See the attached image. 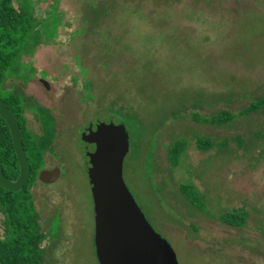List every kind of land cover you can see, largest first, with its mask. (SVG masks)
I'll list each match as a JSON object with an SVG mask.
<instances>
[{
	"label": "rangeland",
	"instance_id": "1",
	"mask_svg": "<svg viewBox=\"0 0 264 264\" xmlns=\"http://www.w3.org/2000/svg\"><path fill=\"white\" fill-rule=\"evenodd\" d=\"M18 1L40 20L43 38L24 58L37 70L26 92L49 109L57 132L41 171H61L32 188L44 264H99L82 141L98 119L126 124L125 182L178 264H264V106L224 125L195 119L264 100V0ZM26 116L41 135L47 115ZM199 137L213 147L199 150ZM178 141L187 149L172 164ZM183 185L195 188L203 211ZM228 213L245 225L222 222Z\"/></svg>",
	"mask_w": 264,
	"mask_h": 264
},
{
	"label": "trees",
	"instance_id": "2",
	"mask_svg": "<svg viewBox=\"0 0 264 264\" xmlns=\"http://www.w3.org/2000/svg\"><path fill=\"white\" fill-rule=\"evenodd\" d=\"M18 1V0H17ZM19 2V1H18ZM16 7L14 0H0V90L5 88L9 80H19L3 97L0 103L7 106L20 124L23 141L29 162L31 177L26 186L17 192L0 187V212L5 217L6 235L0 237V262L4 264H44L43 243L46 235L42 231L40 217L34 202L32 188L46 161V154L52 150L57 132L55 121L49 115V109L42 108L39 103L26 92L27 83L35 76L36 68L25 63V57H33L36 48L43 43L40 31V20L20 1ZM48 42V41H47ZM6 89V88H5ZM264 106V100L252 103L238 114L222 111L210 118L195 115L198 122L208 125L227 124L237 115L253 113ZM41 110L47 115L42 117V134L34 133L28 125L27 112ZM199 150H209L213 142L199 137L196 142ZM187 149L185 141L176 142L169 150L172 164ZM0 165L5 175L12 181L20 176V164L17 158L12 135L7 122L0 116ZM182 193L199 210L200 197L193 186L183 185ZM220 220L232 227H242L245 217L239 213H228Z\"/></svg>",
	"mask_w": 264,
	"mask_h": 264
},
{
	"label": "water",
	"instance_id": "3",
	"mask_svg": "<svg viewBox=\"0 0 264 264\" xmlns=\"http://www.w3.org/2000/svg\"><path fill=\"white\" fill-rule=\"evenodd\" d=\"M42 83L49 89L47 81ZM0 116L10 128L20 164L16 181L9 179L0 165V187L17 192L28 184L31 164L20 124L2 103ZM82 134L94 199L95 250L99 264H178L173 247L151 225L125 182L124 162L130 150L126 124L98 119L90 122ZM60 173L59 168L43 170L39 179L50 184Z\"/></svg>",
	"mask_w": 264,
	"mask_h": 264
}]
</instances>
